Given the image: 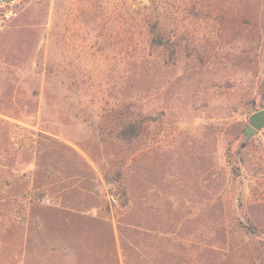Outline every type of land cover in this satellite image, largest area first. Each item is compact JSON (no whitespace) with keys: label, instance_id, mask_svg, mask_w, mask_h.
<instances>
[{"label":"rangeland","instance_id":"1","mask_svg":"<svg viewBox=\"0 0 264 264\" xmlns=\"http://www.w3.org/2000/svg\"><path fill=\"white\" fill-rule=\"evenodd\" d=\"M127 3L0 0V264H264V0Z\"/></svg>","mask_w":264,"mask_h":264},{"label":"trees","instance_id":"2","mask_svg":"<svg viewBox=\"0 0 264 264\" xmlns=\"http://www.w3.org/2000/svg\"><path fill=\"white\" fill-rule=\"evenodd\" d=\"M128 3L126 5V13L132 17H140V28L144 30L148 47L166 46L169 39L164 41V34L159 31L160 27L157 23L158 15L155 13L154 0H147V4H139L135 0H128Z\"/></svg>","mask_w":264,"mask_h":264},{"label":"water","instance_id":"3","mask_svg":"<svg viewBox=\"0 0 264 264\" xmlns=\"http://www.w3.org/2000/svg\"><path fill=\"white\" fill-rule=\"evenodd\" d=\"M264 128V109L251 114L248 118L243 135L245 139L255 136L260 130Z\"/></svg>","mask_w":264,"mask_h":264},{"label":"built area","instance_id":"4","mask_svg":"<svg viewBox=\"0 0 264 264\" xmlns=\"http://www.w3.org/2000/svg\"><path fill=\"white\" fill-rule=\"evenodd\" d=\"M111 201H112L113 203H115V199L111 198Z\"/></svg>","mask_w":264,"mask_h":264}]
</instances>
